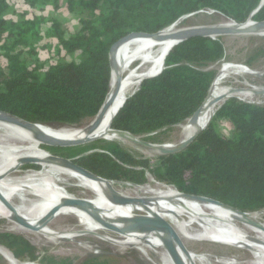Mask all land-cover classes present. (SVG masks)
I'll list each match as a JSON object with an SVG mask.
<instances>
[{
    "label": "trees",
    "instance_id": "trees-1",
    "mask_svg": "<svg viewBox=\"0 0 264 264\" xmlns=\"http://www.w3.org/2000/svg\"><path fill=\"white\" fill-rule=\"evenodd\" d=\"M175 1L0 0V110L34 123L85 127L97 117L111 91L110 50L120 38L131 32L157 33L181 19L187 23L203 10L238 23L250 18L264 21V4L257 10L262 0ZM48 5L81 9L78 29L66 37L67 27L56 18L41 33L45 23L41 19L37 39L29 43L23 30L37 24ZM77 52L92 61L89 72L67 58ZM263 52L259 48L247 65ZM227 56L223 36H193L174 45L162 72L142 80L127 96L111 128L151 143H168L161 136L188 122L204 103L219 72L214 65ZM225 120L234 125L231 136L220 129ZM42 147L108 180L144 184L150 173L180 193L210 197L246 215L264 210V104L237 96L219 106L190 144L175 153L159 154L155 164L115 140ZM2 245L20 262L39 260L37 247L22 234L0 231ZM98 258L81 264H100ZM41 262L73 264L67 257L53 256Z\"/></svg>",
    "mask_w": 264,
    "mask_h": 264
},
{
    "label": "bare ground",
    "instance_id": "bare-ground-1",
    "mask_svg": "<svg viewBox=\"0 0 264 264\" xmlns=\"http://www.w3.org/2000/svg\"><path fill=\"white\" fill-rule=\"evenodd\" d=\"M231 21H225L220 24L229 26ZM253 26L254 24L249 22L244 28L249 29ZM183 30L185 28H178L175 24L163 30L157 36H135L115 48L112 79L113 101L92 132L87 126L81 128H56L38 124V127L44 133L59 139L75 140L94 137L106 140L118 139V133L111 128L113 118L125 103L127 96L140 85L142 80L147 76L158 73L163 68L164 59L168 51L177 42L178 38L176 36L178 32ZM256 32L264 34V26L256 29ZM137 60H143V65L138 68H132L128 71L129 73H126ZM241 69L245 72H250L248 69ZM223 78L224 75L215 80L198 121L195 124L188 123L185 125L186 138L207 126L216 106L223 99L226 100L228 97L238 94L252 96L256 92V89H233L223 85V87H220ZM119 80L122 81V85L117 93L114 90ZM221 96H225V98L219 100L218 98ZM167 144L170 148L174 147L172 143ZM41 146L42 142L31 129L0 120V192L11 203H13V198L16 195L20 193L24 195L20 206L12 204L14 209L0 198V215L8 220L18 223L14 216L20 215L30 225L35 228H41L39 230L41 234L52 238L54 237V231L45 224L63 212L62 215L77 216L81 221V225L87 231L104 229L106 228L105 223L126 230L128 233L121 234L126 236L124 238L126 240L122 242V245L154 248L163 245V242H171L174 244L183 264H206V258H199L194 252L189 251L182 241L181 236L188 238L190 237L189 234L197 232L203 237L212 238L210 240L214 242L248 245L255 250V261L251 264H264V226H259V230L244 226L240 222L241 217L237 215L238 212L214 203L186 198L175 188L154 190L151 186L143 188L146 195L150 196H143L142 199H137V202L134 203L120 204L114 199V195L120 194L114 190V182L91 178L70 167H66L62 162L52 160L51 154L42 149ZM28 157L36 159L42 169L31 170L20 178L9 177V174L21 167L23 160ZM63 175L77 179L82 188L94 194L93 197L82 199L73 196L62 185L61 176ZM163 188L165 187L163 186ZM120 195L130 197L123 193ZM25 196L35 197L29 199ZM72 199H80L82 204L67 202ZM147 199L153 201L147 209V213L174 224L177 231L175 233L181 235L177 236L183 246H180L175 238L172 237V234L154 219L135 215L134 210H136L138 202L141 204L143 200ZM56 206H58L59 211L57 210L50 217L51 211ZM257 219L258 217H253L251 221L258 223ZM232 226H236L244 234L239 235L240 232H236V229ZM18 228L20 230H29L22 225H19ZM78 235L80 234L74 231L66 232L62 236L66 239H73ZM247 240H251L250 242L253 243L249 244ZM0 252L8 259L9 264H20L6 248L0 247ZM170 264L175 263L170 260ZM227 264L240 263L231 262Z\"/></svg>",
    "mask_w": 264,
    "mask_h": 264
},
{
    "label": "rangeland",
    "instance_id": "rangeland-1",
    "mask_svg": "<svg viewBox=\"0 0 264 264\" xmlns=\"http://www.w3.org/2000/svg\"><path fill=\"white\" fill-rule=\"evenodd\" d=\"M178 2L179 0H176L175 4ZM56 18L61 19L65 27H67L68 29V30L65 29L63 31V34H65L66 37L71 38L72 36H74L73 30L76 31L78 29V23L81 21L82 18L81 9H77V8L76 9L74 8L72 10H68L66 8L56 9L54 8L53 5H48L47 8L44 10V12L41 13L39 17H37L38 23L35 25L33 24L30 27L23 30L25 32L27 41L31 43L37 39L39 34L37 33L38 31L36 30L40 24L39 22H41L40 21L41 19H44L45 22L41 33H45L46 29L49 28V24L51 23V21ZM225 21L230 22L231 20L226 16L219 14L215 11L203 10L198 14L190 16L189 19L187 20V23L184 22V19H181L176 23V26L178 28H185L189 26L220 24ZM223 38L227 48V54H228L227 58L229 59H225L221 63L214 65V68L219 70L217 78L224 75V78L221 80L220 87L224 86V87H231L233 89L236 88L242 90H250V89L263 90L264 89V52L263 55L254 59L253 65L251 66L247 65L246 61L249 58L254 57L255 53L259 48H264V34L230 33L223 35ZM67 58L70 60L73 59L76 61L77 64L82 65L81 68L83 70H86L88 72L91 70L92 61L88 57L82 55L80 52L76 53V57H71L70 55H68ZM36 59L37 61L39 60L38 58ZM143 63H144L143 60H137L135 63H133V65L129 68V70H127L126 73H129L128 71H130L132 68L141 67ZM231 65L233 66L231 67ZM241 68L248 69L250 70V72H245ZM235 96L237 97L240 96L239 97L240 99L246 101L264 104V93L258 94L254 92L252 96H245V95L243 96L239 94ZM224 101L225 100L223 99V101L216 106L214 113L219 108V106L223 104ZM188 123L189 121L183 124L175 125L168 132V134L162 135L161 138L164 141H167L168 143L174 144V146L179 145L181 142L187 139L185 125H187ZM56 128H70V127L58 125L56 126ZM220 129L227 136H231V134H234L235 132L234 125L229 120L223 121L221 123ZM116 133H118V139H116L115 141L121 144L125 149L129 150L133 154H139L146 158H150L151 162H153L154 164L156 163L157 161L156 156L160 154V150L158 147L149 144H154V145H159V144L151 143L147 141L143 136H134L127 132L125 133L116 132ZM42 146L41 148L44 149ZM41 169L42 166L37 162L28 163L14 170L13 171L14 173L11 172L9 174V177L20 178L31 170H41ZM67 176L68 175H63L61 176V179H62V185H64L67 188L68 192H70L73 196H76L78 198L80 197L82 199L93 197L94 194L92 192H89V190L82 188L80 186V182L77 179ZM112 182H114L115 185L114 190L117 193L118 192L120 194L123 193L130 196L131 198H136V199H142L143 196H150V195H146V193L143 190V188L147 186H151V188L154 190L157 189L167 190L169 188H174L171 185L156 180L150 173L147 175V182L144 184H135L127 181H112ZM163 186L165 188H163ZM23 196L24 195H22L21 193L16 195L13 198L12 204L14 206L15 205L20 206L23 200ZM25 197L32 199L35 196L32 197L25 196ZM152 202H153L152 200H148V199L143 200V203L141 202V204H139L138 202V204L136 205V210H134L135 215L150 217L151 219H154L155 221L160 223V219L162 218L147 213V209L149 208ZM62 214L63 212L59 213L58 215H56V217H54L47 224H45L47 226H50L49 228L54 231V237L52 238H49L41 234L39 232L41 228L35 230L31 228H28L29 230H20L18 228L20 224L8 220L7 218L1 215H0V231H12L25 236L38 249L39 260H37V262H40L38 264H49V263L41 262V259L45 256H49V257L53 256L58 259L67 257L73 262V264H81L82 262H85L88 258L95 256H99L97 262L100 264H170V260H172L168 250L164 245L157 246L154 248H151L149 246L144 247L145 250L143 246L122 245V242L126 240L124 239L126 238V236H123L118 232H115L109 228L87 231L85 230L84 226L81 225V221L80 219H78L77 216L62 215ZM237 215L241 217L240 222L244 226L253 228L255 230H259V226L261 225L264 226V210L248 213L247 215H241L239 213ZM251 216L256 218L258 217L259 219V220L257 219L258 223H256V221L253 220L251 221V218H253ZM166 222L169 223V225L177 233L175 229V225L172 224L171 222L168 221ZM196 226L198 227V225ZM232 227L236 229V232L238 231L240 232L239 235L244 234L241 230L237 229L236 226H232ZM74 231H77V233H79L80 235H78L73 239L63 238L62 235H65L66 232H74ZM192 233L193 234H189L190 237L188 238L186 236H181L180 234L177 235L182 237L183 239L182 241L183 243H185L184 245L189 251L194 252L199 258L202 259L206 258V264H227L231 262H239L240 264H251L255 261L254 260L255 250L253 248H250L248 245L243 246L231 242L228 243L214 242L213 240H210L212 239L210 237L209 238L203 237L202 235H199L197 232H192ZM247 241L249 244L253 243L250 242L251 240H247ZM0 247H3V245ZM15 260L20 264H27V263L37 264V262L23 263L20 262L21 260L19 261V259L16 258ZM0 264H9L8 259L2 253H0Z\"/></svg>",
    "mask_w": 264,
    "mask_h": 264
},
{
    "label": "water",
    "instance_id": "water-1",
    "mask_svg": "<svg viewBox=\"0 0 264 264\" xmlns=\"http://www.w3.org/2000/svg\"><path fill=\"white\" fill-rule=\"evenodd\" d=\"M264 4V0H262L260 6L257 8V10H259L262 5ZM256 10V11H257ZM253 23L254 26L252 28L246 29V27L244 28V26H246L248 23ZM177 22H175L173 25H175ZM172 26V25H171ZM264 26V21H254L251 18L248 19L247 22L245 23H238L235 21H232L231 25L227 26V25H223V24H214V25H199V26H189V27H185V30L178 32L177 34V42L174 44H178L179 42H182L190 37L193 36H210L213 38H216L218 36H223L226 34H230V33H257L256 29H258L259 27ZM163 31V30H162ZM159 31L157 33H147V32H131L128 35L120 38L115 44H113V46L111 47L110 50V60H111V65H112V79H113V54H114V50L117 46H119L121 43L125 42L126 40L135 37V36H157L160 32ZM173 45V46H174ZM172 49V48H171ZM170 49V50H171ZM169 50V51H170ZM168 51V53H169ZM167 53V54H168ZM167 56V55H166ZM164 64H165V59H164ZM165 65H163V68L156 74L147 76L145 78H149V77H154L158 74H160L162 72V70L164 69ZM144 78V79H145ZM112 79H111V91L105 101V103L103 104L99 114L97 115V117L94 119V121L92 123H90L89 125H87L88 129L92 132L98 122L104 117V115L106 114V112L108 111V108L110 107V105L112 104ZM143 79V80H144ZM122 85V81L119 80L116 89L114 90L115 92L118 93L119 89L121 88ZM256 93L258 94H263L264 93V89L263 90H256ZM210 96V94H209ZM209 96L206 98V100L204 101V103L199 107V109L194 113V115L189 119V123L191 124H195L198 121V118L200 117V114L204 108V105L206 103V101L208 100ZM225 98V96H221L220 99ZM123 106V105H122ZM0 120L4 121V122H8V123H13V124H18V125H22L24 127H27L29 129H31L32 131H34V133L36 134L37 138L42 142V144H46V145H52V146H75V145H80V144H84L87 142H91L95 139H97L96 137L94 138H84V139H75V140H68V139H59L53 136H50L46 133H44L39 127L38 124L39 123H34V122H30V121H26L16 115H13L9 112L0 110ZM205 128V127H204ZM203 129V128H202ZM113 130V129H112ZM115 131V130H113ZM200 130H198L195 134H193L192 136H190L189 138L185 139L183 142H181L179 145L174 146V147H168L167 143L164 144H159V145H154V144H149L155 147H158L160 150V154H171V153H175L178 152L179 150H181L182 148L186 147L188 144H190L193 139L196 137V135L198 134ZM116 132H121V133H125L122 131H116ZM128 133V132H127ZM51 159L52 160H56V161H60L62 162L66 167H70L80 173H82L85 176L91 177V178H97V179H101L104 181H112V180H108L106 178H103L101 176H98L96 174H94L93 172L85 169L84 167L80 166L79 164H77L76 162H74L72 159L70 158H65V157H61V156H57L54 154H51ZM36 159L34 158H25L22 162V166L28 164V163H36ZM38 163V162H37ZM182 195L186 198H190V199H195V200H199L201 202H207V203H214L220 206L225 207V205L218 201L215 200L213 198L210 197H205V196H200V195H194V194H186V193H182ZM0 198L1 200L6 203L8 206H10L12 209H14L12 203L5 198V196L0 192ZM114 199L120 203V204H130V203H134L137 202L136 198H130V197H126L123 195H114ZM68 203H72V204H78L81 205L82 204V200L80 199H72V200H68ZM58 210V206H56L52 211H51V215L50 217L56 213V211ZM241 215H246L245 213H242L240 211H236ZM15 220L22 226L27 227V228H31V229H38L35 228L34 226L30 225L28 222H26L20 215H15ZM160 225L164 228H166L171 234L172 237L175 238V240L178 242V244L180 246H183L181 240L179 239V237L177 236V234L175 233V231L173 230V228L169 225V223H167L165 220L160 219ZM106 228H109L115 232H118L119 234H125L128 233L126 230L118 228L112 224L109 223H105ZM163 245L166 247V249L168 250L172 260L174 261L175 264H183L180 257L178 256V252L174 246L173 243L171 242H163ZM1 253V252H0Z\"/></svg>",
    "mask_w": 264,
    "mask_h": 264
},
{
    "label": "built area",
    "instance_id": "built-area-1",
    "mask_svg": "<svg viewBox=\"0 0 264 264\" xmlns=\"http://www.w3.org/2000/svg\"><path fill=\"white\" fill-rule=\"evenodd\" d=\"M239 66H241V65H239Z\"/></svg>",
    "mask_w": 264,
    "mask_h": 264
}]
</instances>
